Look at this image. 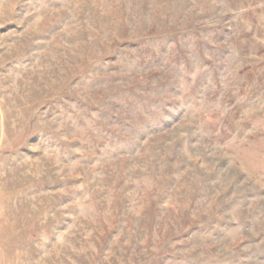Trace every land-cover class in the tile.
Wrapping results in <instances>:
<instances>
[{
  "label": "rangeland",
  "instance_id": "374dc122",
  "mask_svg": "<svg viewBox=\"0 0 264 264\" xmlns=\"http://www.w3.org/2000/svg\"><path fill=\"white\" fill-rule=\"evenodd\" d=\"M0 264H264V0H0Z\"/></svg>",
  "mask_w": 264,
  "mask_h": 264
}]
</instances>
